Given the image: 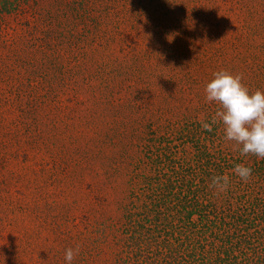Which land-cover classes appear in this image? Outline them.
Returning a JSON list of instances; mask_svg holds the SVG:
<instances>
[{
    "label": "trees",
    "instance_id": "obj_1",
    "mask_svg": "<svg viewBox=\"0 0 264 264\" xmlns=\"http://www.w3.org/2000/svg\"><path fill=\"white\" fill-rule=\"evenodd\" d=\"M149 1L153 12L160 13L152 14L157 22L153 28L161 29L160 23L167 19L181 22L185 18V30L174 21V35L191 36L194 46L204 48L213 69L205 81L190 73L174 77L171 88L180 99L196 92L194 106L168 117L143 111L116 124L110 137L106 136L117 155L111 159V170L125 176L126 191L118 205L119 217L106 219L97 228L102 234L96 247L110 239L114 255L110 264H264V159L241 156L233 142L224 139L222 124L205 130L200 123H210L218 108L206 102L204 93L214 73L223 70L240 75L250 94L264 91V0L236 1L240 14L232 30L212 27L216 17L223 16V23L232 17L220 0H191L181 19L171 18L155 0ZM138 2L104 6L102 0H0V19L27 8L36 32L25 44L27 58L17 57L11 69L15 81L23 85L27 73V86L35 89L29 73H35L40 64L50 74L45 87L46 94H51V81L57 77L65 82L66 75H74L73 61L81 58L87 65L91 61L87 50L100 48L102 40L113 51L125 50L123 25L132 16H141ZM160 29L159 33H168ZM108 51H101L104 56L96 60L101 63L93 67V75L101 77L98 87L108 85L106 75L113 65ZM63 56L68 62L60 61ZM131 75L123 74L120 90L129 88L128 82L140 85V76ZM45 95L39 104L46 103L55 111L66 108L59 98L49 100ZM87 164L92 166V162ZM236 164L251 168L248 182L233 173ZM214 175L229 176L226 192L216 193L209 187Z\"/></svg>",
    "mask_w": 264,
    "mask_h": 264
},
{
    "label": "rangeland",
    "instance_id": "obj_2",
    "mask_svg": "<svg viewBox=\"0 0 264 264\" xmlns=\"http://www.w3.org/2000/svg\"><path fill=\"white\" fill-rule=\"evenodd\" d=\"M102 1L104 6H113L126 0ZM236 1L220 0L232 17L224 23L223 16L216 17L213 28L232 30L238 25ZM190 2L155 0L171 18L179 19ZM150 3L139 0L141 16L134 15L123 25L125 50L113 51L102 40L100 48L87 50L91 59L87 65L81 58L73 61L74 75H66L65 82L57 77L51 81V94H46L45 87L50 74L40 64L35 73H29L35 89L27 86V73L21 78L24 84L18 85L11 70L17 57L27 58L25 44L36 35L30 10L0 19V264H66L65 250L77 247L72 264L114 261L110 239L96 247L102 234L97 228L106 219L119 217L118 205L126 191L125 176L111 170V159L117 158L107 141L112 127L143 111L168 117L194 106L196 92L182 95L185 101L180 99L171 88L174 77L190 73L205 81L213 69L212 60L206 58L203 47L194 46L191 36L174 35L175 23L185 30V18L175 23L167 19L160 23L161 29L153 28L157 22L152 14L158 13ZM186 29L191 33L192 27ZM105 48L113 65L106 75L108 85L98 87L101 77L93 75L94 68L101 63L96 60L104 56ZM60 61L68 62L64 56ZM136 67L139 71L132 72ZM134 73L140 76V85L128 82L130 87L120 90L123 74L132 78ZM42 95L49 100L59 98L66 108L55 111L46 103L39 104Z\"/></svg>",
    "mask_w": 264,
    "mask_h": 264
},
{
    "label": "clouds",
    "instance_id": "obj_3",
    "mask_svg": "<svg viewBox=\"0 0 264 264\" xmlns=\"http://www.w3.org/2000/svg\"><path fill=\"white\" fill-rule=\"evenodd\" d=\"M240 75L227 71L214 73L204 87L205 100L218 105L210 123L201 121V127L211 130L212 125L222 124L224 139L233 142L241 156H255L264 159V91L249 93ZM233 173L243 182L251 177V168L236 164ZM229 186L228 175H214L209 187L216 193L226 192ZM79 248H67L64 253L66 264H72Z\"/></svg>",
    "mask_w": 264,
    "mask_h": 264
}]
</instances>
